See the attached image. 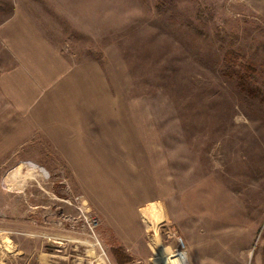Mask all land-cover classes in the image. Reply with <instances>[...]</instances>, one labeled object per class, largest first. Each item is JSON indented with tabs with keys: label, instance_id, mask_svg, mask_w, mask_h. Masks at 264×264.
Returning <instances> with one entry per match:
<instances>
[{
	"label": "rangeland",
	"instance_id": "rangeland-1",
	"mask_svg": "<svg viewBox=\"0 0 264 264\" xmlns=\"http://www.w3.org/2000/svg\"><path fill=\"white\" fill-rule=\"evenodd\" d=\"M56 2L0 0V24L14 4L28 7L26 17L69 61L99 63L122 115L146 140L135 165L112 176L123 177L132 188L123 195L142 205V240L132 256L114 238L107 244L111 235L66 160L33 132L0 157V263L157 264L182 242L188 264H264L258 2L73 0L67 14ZM237 61L254 64L245 81ZM12 65L0 39V72ZM85 210L99 220L94 234Z\"/></svg>",
	"mask_w": 264,
	"mask_h": 264
},
{
	"label": "crops",
	"instance_id": "crops-1",
	"mask_svg": "<svg viewBox=\"0 0 264 264\" xmlns=\"http://www.w3.org/2000/svg\"><path fill=\"white\" fill-rule=\"evenodd\" d=\"M56 1L61 4L56 6L60 14L69 13L74 3ZM256 1L264 14V0ZM15 5L11 16L0 24V39L13 61L0 72V157L31 133L44 135L66 160L83 195L102 218L103 234L112 236L105 242L117 241L128 256L139 253L134 247L142 240L143 223L138 215L142 205L130 201L131 195H123L122 191L132 190L123 177L112 178L131 167L139 151L146 152L139 125L122 115V104H116L97 61H69L26 17L31 10ZM149 206L147 212L155 221ZM17 253L23 252L19 249Z\"/></svg>",
	"mask_w": 264,
	"mask_h": 264
},
{
	"label": "built area",
	"instance_id": "built-area-1",
	"mask_svg": "<svg viewBox=\"0 0 264 264\" xmlns=\"http://www.w3.org/2000/svg\"><path fill=\"white\" fill-rule=\"evenodd\" d=\"M82 220H83L85 226L88 228L89 232L94 234V232L96 231V228L98 227V224H99L98 218L96 216L89 215L87 213V210H85V213L82 215ZM182 247H183L182 242H179V245H177V247H175L173 249L174 252L172 254H175V253H178V252H184L185 255H186V251L182 250L181 249Z\"/></svg>",
	"mask_w": 264,
	"mask_h": 264
},
{
	"label": "bare ground",
	"instance_id": "bare-ground-1",
	"mask_svg": "<svg viewBox=\"0 0 264 264\" xmlns=\"http://www.w3.org/2000/svg\"><path fill=\"white\" fill-rule=\"evenodd\" d=\"M160 257H162V258H160ZM160 257L157 258V259H159V262H158L159 264H188L187 254L185 255L184 252H178V253L170 254V255H166V256L163 255ZM156 260L154 262L157 263Z\"/></svg>",
	"mask_w": 264,
	"mask_h": 264
},
{
	"label": "trees",
	"instance_id": "trees-1",
	"mask_svg": "<svg viewBox=\"0 0 264 264\" xmlns=\"http://www.w3.org/2000/svg\"><path fill=\"white\" fill-rule=\"evenodd\" d=\"M230 54H231V52H229L226 56V58L228 59V62L230 61V59H232V56H230ZM236 65H237L238 70L240 72V79L242 81H245L249 77L248 76L249 72L254 73V71H255L254 64L251 62L240 63L239 61H237ZM252 76L250 77V79L252 78Z\"/></svg>",
	"mask_w": 264,
	"mask_h": 264
}]
</instances>
